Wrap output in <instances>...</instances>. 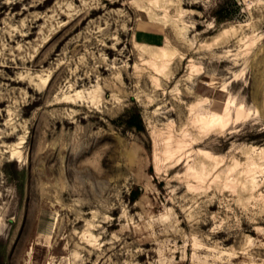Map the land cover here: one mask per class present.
<instances>
[{"label": "rangeland", "instance_id": "374dc122", "mask_svg": "<svg viewBox=\"0 0 264 264\" xmlns=\"http://www.w3.org/2000/svg\"><path fill=\"white\" fill-rule=\"evenodd\" d=\"M0 264H264V0H0Z\"/></svg>", "mask_w": 264, "mask_h": 264}, {"label": "bare ground", "instance_id": "6f19581e", "mask_svg": "<svg viewBox=\"0 0 264 264\" xmlns=\"http://www.w3.org/2000/svg\"><path fill=\"white\" fill-rule=\"evenodd\" d=\"M143 49L142 51L144 53H148L150 54L151 57L155 58V59H164L166 60L169 57V49L168 47H163V46H157L156 48L158 49V51H153L151 50L149 47V45L146 44H141ZM171 56V54H170ZM171 58V57H170ZM163 61V60H162ZM39 83L37 84L38 88H43V86L45 85V83L47 82V78L46 77H42L39 75ZM94 92V93H93ZM90 93V100L95 103L97 101L98 95L96 94L95 90ZM67 99V98H66ZM233 103H236V101H233ZM243 112V107L240 105V107L238 108L237 112H236V116H239L241 113ZM228 113L225 114H215L214 116H212V114H207V115H203L202 118L205 122L208 123H214V124H221L225 118H227ZM202 124V123H201ZM19 147V142L11 144L9 146V150H10V156H11V160H20V151L18 150Z\"/></svg>", "mask_w": 264, "mask_h": 264}, {"label": "trees", "instance_id": "16d2710c", "mask_svg": "<svg viewBox=\"0 0 264 264\" xmlns=\"http://www.w3.org/2000/svg\"><path fill=\"white\" fill-rule=\"evenodd\" d=\"M113 122L121 123L126 129H135L143 132L146 131L140 110L137 106L129 107ZM135 199L136 198L134 197L133 200Z\"/></svg>", "mask_w": 264, "mask_h": 264}, {"label": "crops", "instance_id": "0c3cea01", "mask_svg": "<svg viewBox=\"0 0 264 264\" xmlns=\"http://www.w3.org/2000/svg\"><path fill=\"white\" fill-rule=\"evenodd\" d=\"M139 28L142 29V30H145V31H147V32L156 31V30H153L152 28H148V27H145V26H141V27H139Z\"/></svg>", "mask_w": 264, "mask_h": 264}]
</instances>
